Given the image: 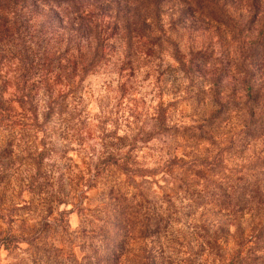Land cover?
<instances>
[{
	"label": "trees",
	"instance_id": "1",
	"mask_svg": "<svg viewBox=\"0 0 264 264\" xmlns=\"http://www.w3.org/2000/svg\"><path fill=\"white\" fill-rule=\"evenodd\" d=\"M110 1L117 4L113 10L106 8ZM8 2L15 5L18 1ZM34 2L41 9H54V16L60 24L64 23V18H59V13L68 15L73 24L75 20L87 17L86 4L99 3V15L107 16L113 30H122L128 44L133 36V40L138 41L146 36L157 46L165 41L170 46L166 50L175 62L162 69L160 64L155 68L157 74L152 80L151 91L157 101L150 110L134 113L132 125L127 126L124 135L112 132L99 136L102 150L94 162L89 161L90 167L86 164V169L90 173L88 182L93 178L112 175L113 181L105 187L104 206L99 209L104 215L103 224L99 227L92 224L88 231L85 228L79 230L82 256L78 258L72 251L69 253V262L179 264L178 261L182 260L177 261L173 252L162 247L161 242L180 223V203L188 200L187 196L202 181L201 186L206 197L205 201H200V206L205 203L213 204L219 207V212L225 210L227 214L236 216L238 221L239 218L248 216L258 222L250 225L251 221L248 222L245 218L246 226L242 222L235 223L233 233L230 232L231 224L228 223L221 226V230H213L211 233L204 227L200 231L194 228L190 232L183 264H205L208 260L212 264L214 260L222 264H264V193L261 192L262 186L258 179L260 173L255 174L254 171L257 166L264 168V157L261 161L236 163L233 166L227 164L222 157L233 149L236 139L257 140L264 136V86L256 84L254 77L259 64L264 62V25L253 32L252 26L258 16L255 3L249 5L248 20H243L228 14L219 0H186L189 6L204 14L217 28H223L231 41L236 43L217 56V53L207 49L182 50L177 42L162 33L160 26V30L156 31L157 35L152 36L154 33L148 30V26L153 25L152 22L158 21L161 16V0ZM12 18V23L16 25L14 30H20L22 27L19 25L24 24L20 14L17 13ZM98 20L99 18L95 20L93 28L98 26ZM86 21L92 26L90 19ZM69 23L70 19H67L64 25ZM38 29L42 31L41 26ZM12 32L7 27H0L2 39ZM95 43L94 52L87 53L89 59L83 67L85 72L94 70L102 56L101 43ZM145 46L148 47V44ZM153 48L150 46L149 49L152 53ZM129 54L128 50L127 56H134ZM125 65L129 67L131 74L138 69L130 61ZM59 103L58 97L51 99L50 96L48 99V111L43 114L44 129L39 131L45 133L44 138L39 140L38 145L36 136L33 137L34 141L31 140L37 151H31V144L28 145L31 141L24 142L20 151L24 157L20 156L19 160H25L26 157L31 159V191L45 177L43 162L48 151L50 152L47 145L52 136L45 130V124L51 121L54 113L62 122L63 113L57 107ZM184 104L189 106V111L183 108ZM177 115L179 119L175 118ZM106 120L101 115L98 117L96 127L99 131H105ZM233 120L242 125L239 133L232 132L230 125ZM78 127L80 136L83 129H90V126L83 128L82 122H79ZM38 128H35V132H38ZM62 129L61 138L66 140L67 133ZM88 135L91 137L92 132L88 131ZM23 138L25 136L21 137ZM80 138L82 144L83 137ZM153 139L164 145L161 151L168 159L164 160L162 166L147 168L143 166L144 161L137 159L136 154L141 146H147ZM200 145L206 147L202 152L197 148ZM209 147L216 150L210 151ZM92 152L95 155L94 147ZM121 175L124 180L118 182ZM68 181L72 183L70 179ZM161 201L167 204V208L162 207ZM48 217L47 213L43 224L27 236V244L37 246L42 227L48 225ZM228 236L235 241L232 249L225 248L226 243L223 245ZM221 238H225L223 243L220 242ZM197 239L199 241L191 245ZM16 240L22 241L8 224L1 246L8 249Z\"/></svg>",
	"mask_w": 264,
	"mask_h": 264
},
{
	"label": "rangeland",
	"instance_id": "2",
	"mask_svg": "<svg viewBox=\"0 0 264 264\" xmlns=\"http://www.w3.org/2000/svg\"><path fill=\"white\" fill-rule=\"evenodd\" d=\"M17 1L15 5H12L8 0H0L2 29L7 27L9 32H12L16 28V25L12 23V17L17 13L24 21L23 25H19L22 27L21 31L15 29L3 39L0 34V264L3 262L5 252L11 258V264H71L70 252L74 251L78 258L82 256L79 248L82 243L79 230L85 228L88 231L91 225L95 224L94 220L103 221L104 215L99 209L105 203V187L113 181L112 175H104L98 179L91 177L92 180L88 182L90 173L86 167L84 172L73 171V168H79V165H74L71 157L68 156L69 152L76 151L71 147L72 143L82 146L87 139L92 138L89 135L87 137L81 135L83 140L80 144L79 122L83 123V128L89 126L91 128L89 117L97 121L101 115L107 120L104 132L99 131L96 127L97 123L95 124V131L99 133V136L104 133L109 135L112 132L120 135L121 130H127V126L132 125L134 113L148 111L156 103L157 98L153 96L151 85H147V90L139 97L137 93L146 86L149 78L153 80L156 77L155 68L158 64L160 69L172 64L164 58L165 53L169 55L167 50L170 46L165 41L159 46L154 45L146 36L139 41L133 40V36L131 43L128 44L122 30H113V25L109 23L107 16L99 15V3L86 4L87 17L75 20L73 24L68 15L59 13L61 14L59 18H64V23L65 20L70 19L69 25H64V23L60 24L54 16V9H41L40 6H36L34 0ZM219 1L228 14L243 20H248L249 5L255 3L258 16L252 26L253 32L264 25V0ZM115 6L117 7V4L110 1L106 8L113 10ZM160 7L161 16L158 21L148 26V30L154 33L152 36H156V31L161 29L165 36L177 42L184 51L193 48L207 49L217 53L218 45L220 54L225 48L235 46L236 43L231 41L223 28H217L204 14L189 6L186 0H161ZM132 11L133 8L131 13ZM97 18H99L98 26L93 28ZM87 19H90L92 26H89ZM40 26L42 31H38ZM159 26L160 29H158ZM36 31L39 33L36 34ZM185 41H187L186 45ZM197 41H199L198 46ZM33 42L37 44L36 50L30 46ZM95 42L101 43L102 56L94 70L85 72L83 67L89 59L87 53L94 52ZM147 44L148 47L145 46ZM149 45L154 47L153 53L149 51ZM128 50L129 55L134 54L133 57L127 56ZM116 61L119 62L118 68L115 67ZM129 61L132 62L133 67H138L133 74L125 65ZM13 62H17L14 69L11 67ZM110 64L114 65V70L118 74L117 86L112 89L111 82H108V90L94 98V103L100 110L99 113H88V105L93 101L85 100V90L88 86L84 81L90 73L101 74ZM141 67H147L149 70L144 72L142 79H138V70ZM10 73H12L11 77ZM37 76L40 77L38 81L34 80ZM254 77L256 84L264 86V62L259 64ZM41 86L48 99L50 96L52 99V93L56 89L63 88L67 91H57L56 97L60 102L57 107L63 113L61 117L63 124L58 118L60 127L52 128L50 134L56 139H51V142L49 140L47 145L50 152L48 151L43 162L45 177L43 176L40 184L31 191L29 189L31 159L26 157L25 160H19V158L24 157L20 153L24 142L34 141L33 137L37 133L35 128L39 127L36 130L38 132L44 129V122L40 123L37 115L39 101L42 99L38 94ZM12 88L14 92L10 93L9 89ZM87 94L91 95L90 88ZM183 108L189 111L187 104H184ZM175 118L179 119V116ZM51 122L52 119L45 124V130ZM108 125H112L111 130ZM230 126L234 133L242 130V125L235 120ZM62 128L67 133L66 140L61 138ZM23 136L25 138L21 139ZM32 141L28 145L31 144V151H37ZM61 141H67V143H61ZM233 145V149L222 156L230 166L244 163L246 160L261 161L264 157V136L257 140L236 139ZM197 148L199 152H202L206 147L200 145ZM250 148L255 159H251L248 155ZM209 150L216 149L209 147ZM46 161L50 162L46 163ZM254 171L255 174L260 173L258 179L264 187V168L257 166ZM68 179L72 181L71 184ZM201 184L202 181L199 183L200 186H195L193 193L187 196L188 200L185 199L180 203V223L161 242L162 247L173 252L177 261L182 260L178 261L179 264L184 262L190 232L194 228L200 231L204 227L211 233L213 230H221V226L228 223V225L231 224L230 232L233 233L235 223L242 222L245 227L247 221H251L250 225H256L258 222L248 216L245 217L247 221L245 218H239L238 221L236 216L227 214L225 210L219 212V207L213 204L205 203L204 206H200V201L202 203L206 197ZM98 185L99 190L89 196L88 193L97 189ZM88 200L90 201L87 202ZM93 204L96 206L92 207ZM47 213L50 219L47 220L48 225L42 227L37 246L27 244L25 239L43 224ZM74 220L80 225L76 230H72L71 227ZM8 224L22 241L16 240L13 246L5 249L1 246V239ZM224 239L221 238L220 242L223 243ZM198 241L199 239L192 241L191 245H195ZM226 241L223 243V245L226 243L224 247L232 249L235 245L234 238L228 236ZM18 249L23 255H20ZM209 261L205 264H212ZM213 264L222 263L214 260Z\"/></svg>",
	"mask_w": 264,
	"mask_h": 264
},
{
	"label": "clouds",
	"instance_id": "3",
	"mask_svg": "<svg viewBox=\"0 0 264 264\" xmlns=\"http://www.w3.org/2000/svg\"><path fill=\"white\" fill-rule=\"evenodd\" d=\"M214 42H215V37L213 38ZM187 44V41H185V45ZM199 45V41H197V46ZM33 50H36L37 44L35 42H33L30 45ZM183 47V46H182ZM234 51V49H233ZM235 54V53H234ZM217 55H219V46L217 45ZM143 55L141 54V59H143ZM164 58L167 62H171V63H175L172 58L165 53L164 54ZM122 59V56H121ZM16 63L17 62H13V64L11 65V67L14 69L16 67ZM118 61L115 62V67L118 68ZM154 67V66H153ZM149 69L147 67H141L138 70V79H142L143 78V74L144 72L148 71ZM10 77L12 75V73L9 74ZM118 79V74L117 71L114 70V65L110 64L107 66V69L102 72L99 75H93V74H89L87 76V78L85 79L84 83L86 86H88L85 90V100L86 101H93L90 102L88 105V109L87 112L91 113V114H96L99 113V108L96 106V104L94 103V98L98 95H102L104 91L108 90V82H111V88L115 89L116 88V81ZM34 80L38 81L40 80V77H34ZM51 82V81H50ZM185 83H187L185 81ZM152 84V78H149V80L146 82V86L144 88H141L140 93H137V97H139L140 94H142L145 90H147V85H151ZM90 88L91 90V95H88V89ZM57 91H67V89H63V88H59L53 91L52 93V98L55 99ZM9 92L12 93L14 92V88L9 89ZM38 94L40 97H42V99L39 101V106H38V118H39V122L43 123V119L44 116L43 114L45 112L48 111L47 108V102H48V96L45 94L44 88L43 86L40 87V89L38 90ZM154 94V93H153ZM113 95H115V93H113ZM17 110L18 109V106ZM67 115V114H65ZM89 122L91 125V128L88 131L92 132V138L91 139H87L86 142L80 146L77 145L75 142L72 143L71 147L76 149L75 152H69L68 156L71 157L72 162L74 165H79V168H73L74 172H84V169L86 167V164L90 167L91 164L89 163V161H95L96 157L99 155L101 149L100 146V142H99V133L95 131V124L97 123V121L92 120L91 116L89 117ZM74 123H76L74 121ZM56 127L59 128L60 125L58 123V117L57 115L54 113L52 116V122L49 126L46 127V131L48 133L52 132V128ZM109 130H111L112 125H108ZM18 131V130H17ZM88 131H85L84 133H82V135L84 136H88ZM127 130L123 129L119 132L120 135H124L125 132ZM5 135H7V133H5ZM45 133L44 132H37L36 133V142L37 145L39 144V140L44 138ZM52 140H55L56 137L52 136L51 137ZM17 142H19V138L17 137ZM61 143H67V141H61ZM96 149V153L95 155L92 152V148ZM164 148V145L160 144L157 140L153 139L151 141H149L147 146H141V150L136 154L137 155V159L138 160H142L144 161L143 166L147 167V168H153V167H157V166H162L164 160H167L168 157L166 155H164V152L161 151V149ZM124 151H127V149H125ZM249 157L251 159H255L254 156H252V149H249V153H248ZM161 157H163V159H161ZM55 159V156L53 157ZM50 162V161H46ZM245 164L249 163V161H244ZM87 174H85V179H87ZM124 180V177L121 175L118 177V182H121ZM100 188V186L98 185L97 189H93L91 192L88 193L89 196H92L93 193H95L96 191H98ZM261 192L264 193V187L261 188ZM163 208H167V204H165L163 201L160 202ZM96 205L93 204L92 207H95ZM255 209H253L254 211ZM248 215H251V213H249ZM95 226L99 227L103 224V221L101 220H94ZM79 222L77 221H73L72 222V230H76L79 228ZM233 231L235 230L234 228L232 229ZM18 252H20V255H23V253L18 249ZM17 259H19V257H16ZM2 264H11V258L8 256L7 252H5L4 254V259Z\"/></svg>",
	"mask_w": 264,
	"mask_h": 264
}]
</instances>
